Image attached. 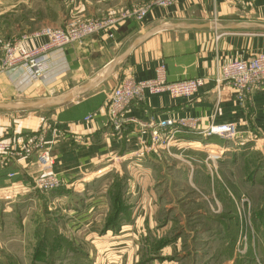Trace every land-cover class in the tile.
Here are the masks:
<instances>
[{
	"label": "crops",
	"instance_id": "1",
	"mask_svg": "<svg viewBox=\"0 0 264 264\" xmlns=\"http://www.w3.org/2000/svg\"><path fill=\"white\" fill-rule=\"evenodd\" d=\"M147 1L0 0V60L6 41L33 48L47 42L37 35L44 27L120 16ZM193 23L212 25L186 27ZM260 52L264 0H175L164 7L151 2L141 21L120 23L113 38L95 35L82 46L50 49L41 79L24 81L22 66L0 73V104L50 100L0 106V138L19 149L30 134L43 135L54 155L49 171L63 180L54 191L35 187L37 148L0 159V264H47L51 255H68L70 243L95 264H136L148 253L157 258L145 264H245L236 245V201L256 172L243 166L246 158L264 145V84L240 89L217 85L215 77L227 61ZM161 63L169 80L202 76L206 84L189 98L146 94L114 131L105 110L109 91L126 77H155ZM69 92L70 99L53 102ZM152 117L187 125L167 130L177 143L142 155L143 143L151 144L143 125ZM225 122L236 124V138L207 133ZM187 141L192 147L183 149ZM214 149L227 152L217 151V161ZM106 223L112 226L102 229Z\"/></svg>",
	"mask_w": 264,
	"mask_h": 264
},
{
	"label": "built area",
	"instance_id": "2",
	"mask_svg": "<svg viewBox=\"0 0 264 264\" xmlns=\"http://www.w3.org/2000/svg\"><path fill=\"white\" fill-rule=\"evenodd\" d=\"M175 0H157L159 6H169ZM148 12V6L142 5L132 12H125L120 17H106L104 19L89 18L85 20H72L62 27H44L37 35H44L47 42L33 48H23L17 42L6 41L1 45L3 57L0 60V73L8 71L14 67L24 68V81H34L45 76L49 68V50L61 48L66 45H83L90 36H105L113 38L120 23L130 18L135 13L140 19ZM217 85L229 83L240 89L255 88L264 84V52H260L250 58H233L221 67V71L215 77ZM206 84V79L202 76H194L176 80H169L166 75L165 64L161 63L156 68V75L153 78L136 80L133 77L124 78L118 85L111 89L105 101V110L108 117V124L114 131L122 128L125 119V110L136 100L144 99L146 94L167 93L173 98H189L194 96L200 88ZM89 118V117H88ZM177 126L187 125L185 119L167 118L155 119L152 117L145 125L151 129V144L139 149L140 154H145L152 147L166 148L177 143V138L173 134H168L167 130ZM208 134H215L224 139H233L238 135L235 123H214L207 128ZM53 134H58V129H53ZM29 140L22 148L15 149L11 141L0 138V159H13L25 157L35 148L39 150L36 157V166L40 174L36 177L35 187L45 191H54L63 185V180L57 174L50 172L54 161L51 149L46 145L43 135L30 134ZM181 147L187 149L192 147L190 142L182 143ZM16 173H10L15 176Z\"/></svg>",
	"mask_w": 264,
	"mask_h": 264
},
{
	"label": "rangeland",
	"instance_id": "3",
	"mask_svg": "<svg viewBox=\"0 0 264 264\" xmlns=\"http://www.w3.org/2000/svg\"><path fill=\"white\" fill-rule=\"evenodd\" d=\"M156 1L157 0H148L143 5L148 6V9H149V7L151 6V2L152 4L156 5L157 4ZM120 16H116V17H120ZM141 20L142 18L140 19L137 15L135 16V13H133L131 14L130 18L126 19V21H124L123 23L130 22V21H141ZM263 146L259 148L258 150L259 152L256 150V148H253L257 152L249 155L246 158L248 160L247 163L245 159V163H246L245 165L241 163L244 167L254 168V170L256 171L254 173V176H252V173H250L249 175L250 177L248 176L246 178V182L244 183L245 186L241 187V193L239 192L237 194V196H240L242 200L241 198H238L240 200L236 201L238 202L237 204L241 211L240 212L241 217L239 220V235L240 236L237 239L236 245H237L238 253L243 252L241 256H243L242 259H244L245 264H264L263 262L264 258L263 256H260V253H262L264 250V153H263L264 147ZM215 151L216 152L214 153L212 152L213 154L211 155L212 157H217L216 159L217 161H219V159H221V156H222V155L216 156L215 153H217V151L219 153L227 152L226 150L224 151L215 150ZM238 174L240 173H236L235 177L239 176ZM222 177L224 178L223 175ZM251 178H252V183L247 181V179L251 181ZM209 199L211 200L213 206L215 207V202H213V197H210ZM242 201L244 205L240 203ZM235 210L237 209L235 208ZM114 226H116L117 228L120 226V224H117ZM106 227H108L107 223L103 225L102 229ZM251 237H252V240H251ZM72 246L73 248L69 247L68 255H65L64 257L62 255L49 256V262L47 264H95L96 262L95 258L90 257L88 252L84 251L80 245L79 247H77L76 245H72ZM155 258H157V256H153L151 254L149 255L148 253L146 257L145 256L142 257L136 264H145L146 262L150 261L151 259H155ZM159 259L160 257H158V260ZM178 259L180 258L178 257ZM188 261L189 259H187V262H185V264H187ZM39 264H44V263L39 262Z\"/></svg>",
	"mask_w": 264,
	"mask_h": 264
},
{
	"label": "water",
	"instance_id": "4",
	"mask_svg": "<svg viewBox=\"0 0 264 264\" xmlns=\"http://www.w3.org/2000/svg\"><path fill=\"white\" fill-rule=\"evenodd\" d=\"M212 24L211 23H204V24H189L187 25L186 27H190V28H199V27H204V26H211ZM160 29V28H159ZM152 32H148L146 33L144 36L140 37V38H137L132 47L136 46L140 41H142V39H144L145 37H148L149 35H151ZM130 50V49H129ZM129 50H127L126 53L129 52ZM73 95V92H69L68 94H66V96L64 97H61V98H57L55 100H53V102H61V101H66L68 99H70ZM50 100L48 99H43V100H40V101H36V102H33V103H27V104H0V106H3V107H9V108H19V107H30V106H34V105H39V104H43V103H49Z\"/></svg>",
	"mask_w": 264,
	"mask_h": 264
},
{
	"label": "trees",
	"instance_id": "5",
	"mask_svg": "<svg viewBox=\"0 0 264 264\" xmlns=\"http://www.w3.org/2000/svg\"><path fill=\"white\" fill-rule=\"evenodd\" d=\"M108 227L111 226V223H107ZM106 227V228H108ZM70 248H73V246L71 245V243L68 245ZM84 262V261H83Z\"/></svg>",
	"mask_w": 264,
	"mask_h": 264
}]
</instances>
